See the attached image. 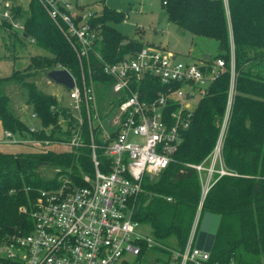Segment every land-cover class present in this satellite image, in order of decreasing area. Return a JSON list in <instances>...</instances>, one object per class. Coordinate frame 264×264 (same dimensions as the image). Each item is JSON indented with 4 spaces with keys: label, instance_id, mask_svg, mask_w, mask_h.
Here are the masks:
<instances>
[{
    "label": "trees",
    "instance_id": "trees-1",
    "mask_svg": "<svg viewBox=\"0 0 264 264\" xmlns=\"http://www.w3.org/2000/svg\"><path fill=\"white\" fill-rule=\"evenodd\" d=\"M167 19L192 36L213 39L218 52L202 57L207 63L218 57L229 61L232 48L234 85L229 113L222 133L220 155L230 174H214L213 182L201 199L199 176L191 164L200 163L212 150L225 114L229 88V68L220 72L208 86L207 93L192 109L189 126L173 154V161L157 178L142 181V190L135 198L134 218L149 224L156 240L174 238L182 248L186 242L195 212L220 215L209 252V264H264V0H164ZM24 29L3 27L9 47L33 38L34 43L51 56L35 61L36 66L68 69L79 83L80 66L76 51L54 25L37 0H30L25 11ZM124 18L121 11L103 6L92 16L100 24L101 40L88 52L94 80L103 94L112 78L102 72L104 62H113L123 55L139 50L144 42L127 38L108 24ZM22 41V42H21ZM8 48V44L6 45ZM87 55L82 56L86 66ZM30 75V74H28ZM18 73L0 75V123L4 131L16 136L42 139H67L71 131H62L59 121L76 124L67 107L60 106L54 95L26 83V103L31 105L43 127L48 130L30 132L26 123L10 109L6 83ZM20 78V77H19ZM154 87H160L154 82ZM20 87V85H19ZM22 87V86H21ZM99 99L103 95L98 94ZM75 126V125H74ZM83 137L87 143V123ZM106 158V157H105ZM104 159V157H102ZM105 161V160H104ZM48 164L61 172L69 169L77 181L82 171L92 170L89 149L85 145L76 153L52 150L0 151V245L14 232L24 233L31 227L28 214L19 206L34 200L37 189L56 181L40 176L37 167ZM55 183V182H54ZM170 198V199H167ZM159 249L168 258L169 250ZM152 248V249H153ZM148 249L142 244L139 257ZM167 264L168 261H165Z\"/></svg>",
    "mask_w": 264,
    "mask_h": 264
},
{
    "label": "built area",
    "instance_id": "built-area-1",
    "mask_svg": "<svg viewBox=\"0 0 264 264\" xmlns=\"http://www.w3.org/2000/svg\"><path fill=\"white\" fill-rule=\"evenodd\" d=\"M29 1L0 0V28L21 32ZM37 1L79 59V83L71 74L74 84L67 88L71 103L64 106L76 124L67 139L23 137L10 131H4L3 136L9 144L38 151L76 153L86 145L92 170L82 171L77 181L69 169L61 172L55 168V183L37 189L28 208L19 206V211L28 214L31 227L24 233H12L0 245V264H128L127 256L139 257L142 244L147 249L157 246L171 251L175 260L165 257L162 264H209L210 251L195 247L202 217L200 202L184 246L171 248L153 235L138 232L144 224L134 218L135 198L145 177L157 176L173 161L192 109L227 67L229 88L219 135L204 161L191 166L199 176L201 199L214 174H230L223 165L220 146L233 94L232 48L228 62L218 57L209 64L205 59L177 58L168 50L145 44L116 61L103 63L102 72L112 82L106 97L99 99L100 83L93 78L88 57L101 40L100 24L91 21L94 12L70 0ZM128 42L129 38L122 40ZM85 55L86 66L82 62ZM154 82L160 87L155 88ZM30 117L38 119L33 111ZM26 126L30 132L48 129L40 121ZM202 171H206L204 176Z\"/></svg>",
    "mask_w": 264,
    "mask_h": 264
},
{
    "label": "rangeland",
    "instance_id": "rangeland-1",
    "mask_svg": "<svg viewBox=\"0 0 264 264\" xmlns=\"http://www.w3.org/2000/svg\"><path fill=\"white\" fill-rule=\"evenodd\" d=\"M84 5V9L99 12L103 6L115 11H121L124 18L120 21H109L108 24L127 38L139 39L144 44H149L170 51L177 58L189 61L201 60L204 55H215L218 52L216 42L207 37L192 36L187 31L180 30L174 23L169 21L164 7L160 0H70ZM33 38L14 45V49L9 47V41L6 32L0 31V75H9L16 71L18 76L14 80L8 81L6 92L9 96L8 104L15 114L24 116L26 111H32L31 105H26L27 88L26 83L33 81L38 88L54 95L58 99L59 105L70 106L71 100L68 97V89L61 84L47 80L46 71L38 67L35 61L42 59L43 56L51 54L34 43ZM8 44V48L6 45ZM30 74V75H28ZM20 77V78H19ZM20 85V87H19ZM25 85V86H23ZM22 86V87H21ZM101 85H97V93L106 97L107 92L103 94ZM231 92V97H232ZM37 125L35 119L29 120ZM59 127L62 131L66 129L73 132L72 124L60 120ZM46 130H48L46 128ZM205 159V158H204ZM203 159V161H204ZM202 162V161H201ZM208 165V160L205 161ZM56 167L48 164H40L37 171L40 176L50 178L55 175ZM204 176L206 171L201 172ZM157 176L152 177L157 178ZM214 177V176H213ZM196 213V212H195ZM202 214V213H201ZM191 228V227H190ZM190 231V230H189ZM138 232L147 237H152L149 224H144L138 228ZM189 233V232H188ZM171 248L176 246L175 239L169 238L160 241ZM165 254L157 248L148 249L142 257L128 255V264H162Z\"/></svg>",
    "mask_w": 264,
    "mask_h": 264
},
{
    "label": "water",
    "instance_id": "water-1",
    "mask_svg": "<svg viewBox=\"0 0 264 264\" xmlns=\"http://www.w3.org/2000/svg\"><path fill=\"white\" fill-rule=\"evenodd\" d=\"M206 58H208V55H206ZM46 76L50 81L61 84L66 88L73 87V76L64 67L50 69L47 71ZM219 219L220 215L216 213L207 211L202 214L195 240V247L208 252L211 250Z\"/></svg>",
    "mask_w": 264,
    "mask_h": 264
},
{
    "label": "crops",
    "instance_id": "crops-1",
    "mask_svg": "<svg viewBox=\"0 0 264 264\" xmlns=\"http://www.w3.org/2000/svg\"><path fill=\"white\" fill-rule=\"evenodd\" d=\"M226 1V0H225ZM74 4H76L77 6H81V7H84V5L82 4H78L76 1H73ZM85 8V7H84ZM2 28H0V31H1ZM57 67V66H56ZM47 77V76H46ZM48 82L50 81L48 78H47ZM9 84V82L6 83V85ZM6 89V87H5ZM7 93V92H6ZM57 99V98H56ZM58 101V99H57ZM26 103V101H25ZM26 105H28V103H26ZM29 112L26 111L25 115L22 116L19 114V117L22 121H24L26 124H28L30 121L29 120H33V118L30 117V115L28 114ZM31 113V111H30ZM18 115V114H17ZM36 122H39L38 119H36ZM4 130L2 129L1 127V123H0V151H10V152H14V151H17V150H26L25 147H22L20 145H16V144H9L7 143V141L5 140L4 138Z\"/></svg>",
    "mask_w": 264,
    "mask_h": 264
}]
</instances>
